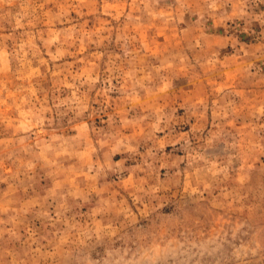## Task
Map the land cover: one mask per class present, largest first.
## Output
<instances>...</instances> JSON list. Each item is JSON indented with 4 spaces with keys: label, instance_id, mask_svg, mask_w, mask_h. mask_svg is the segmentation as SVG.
I'll return each instance as SVG.
<instances>
[{
    "label": "clouds",
    "instance_id": "9594fccd",
    "mask_svg": "<svg viewBox=\"0 0 264 264\" xmlns=\"http://www.w3.org/2000/svg\"><path fill=\"white\" fill-rule=\"evenodd\" d=\"M48 2L59 11L41 13L45 4L36 0H24L15 11L13 0H0V123L12 128L0 139V185H7L0 188V211L9 214L0 223L12 228L0 234L10 233L5 244L19 240L24 221L18 218L27 213L41 222L39 229L25 226L23 258L15 246L0 245V264H66L73 254L75 264H168L197 246L187 235L198 219L160 212L174 199L199 205L211 217L201 248L222 239L225 225L233 236L258 225L234 253L239 264H249V254L264 250V186L254 188L252 171L235 162L255 161L264 144L234 129L246 115L264 116V97L248 101L225 82L240 97L225 102L216 73L236 68L264 83V10H257L264 0ZM72 10L79 14L75 22ZM55 22L70 26L53 31ZM38 24L48 26V39ZM221 26L224 35L217 32ZM149 30L151 48L141 40ZM160 35L162 44L156 42ZM37 39L45 49L55 43L48 55L62 61L43 73L40 66L49 61ZM46 77L47 89L35 79ZM178 80L184 81L179 87ZM185 125L188 131L178 130ZM215 145L224 150L221 158L209 156ZM117 153L121 159L114 161ZM37 177L50 178V185L39 186ZM141 220L149 221L146 228L138 227Z\"/></svg>",
    "mask_w": 264,
    "mask_h": 264
},
{
    "label": "rangeland",
    "instance_id": "374dc122",
    "mask_svg": "<svg viewBox=\"0 0 264 264\" xmlns=\"http://www.w3.org/2000/svg\"><path fill=\"white\" fill-rule=\"evenodd\" d=\"M24 2V0H13L14 3V10L19 11V4ZM37 3H44L45 7L43 9H38L39 12H46L48 10H51L53 13L58 12L59 8L55 6L53 2L45 3V0H36ZM58 2H63V0H58ZM109 3H119L121 0H108ZM171 2V0H169ZM257 10H264V4H259ZM82 11L87 12V9H82ZM113 12H115V9H112ZM127 11V9H125ZM69 17L72 18L73 22H75L76 18L78 17V13L75 10H72L68 13ZM188 14H185V19H187ZM88 27L91 28L93 24L95 23V18L93 14L88 15ZM101 18L107 19L109 21H112L111 16L105 15L103 12H101ZM195 18V17H194ZM63 19V18H62ZM84 18L81 17V20ZM124 18L121 17V20ZM113 24H115V21H112ZM208 23L210 24L211 21L209 20ZM231 24V22H230ZM242 24V22H241ZM70 25L67 24H61L60 22H55L52 26V30H59L61 28L68 27ZM46 24H38L37 29H40L42 31V35L44 39L49 38V34L47 31H43L44 29H47ZM181 27H186V25L181 24ZM254 27L256 28V31L259 32L260 28L258 26V22L254 24ZM4 29L6 32L12 30V25L5 23ZM235 30V25L231 24L229 31L232 32ZM24 29H16V32H22ZM33 31H36L34 29ZM219 35H224V29L223 27H219L217 30ZM152 35V30H149L147 36L142 35L141 40L147 44L148 47H152V44L148 42V37ZM237 37L240 38L241 34L237 33ZM165 40V36L160 35L156 37V42L158 44H162ZM36 44L38 47L41 48V53L43 55V58L45 60H48L49 63L47 66H40V71L43 73L46 71V69H53L54 63H61L62 61H56L51 62L50 57L48 55V52L51 51L52 53H55L57 45L54 43L51 45L50 48L45 49L43 46V41L40 39H37ZM255 42V41H253ZM9 47L11 48L12 42L9 41ZM139 43V42H138ZM105 46L109 49H115L116 45L115 43L108 44L105 42ZM231 46L229 45L228 48ZM92 50H95L94 48ZM67 61H71V57H65L64 58ZM257 65L261 64L260 60L255 61ZM38 65V61L33 62V67H36ZM18 66L17 62H14L10 58V67L15 70V68ZM251 71V70H250ZM217 80H216V86L218 89L225 88V82H228L233 88H235L237 91L242 92L243 96L248 101H259L262 97H264V83H260L258 79H253L252 77H249L247 75H241L239 73V70L236 68H233L231 71H226L222 77H220L219 73H216ZM40 80V86L47 89L51 86V79L50 78H35ZM184 81L178 80L177 87L180 86ZM14 83H19V81H14ZM40 94L39 92L37 93ZM6 95V94H5ZM225 102L231 100L232 102L238 103L240 102V97H235L232 93L228 91L227 88H225V91L222 93ZM11 113V109L9 110ZM247 109H245V113H247ZM185 114L184 108H178L177 109V115L183 116ZM13 115H18V113H14ZM258 116V114H257ZM257 116H251L246 115L243 119H241L240 123L236 124V129H234V132L236 130H241L243 135H245V139H252L257 143L264 144V116H260L257 118ZM107 119V117H105ZM97 123L99 124V120H97ZM246 125H250V127H243ZM178 130L182 131H188L189 126L185 125L182 129H179V126H177ZM12 131L11 127L5 126L4 124L0 123V139H5L10 136ZM158 135L163 136V133H158ZM172 146L167 145L165 147V152H171ZM223 149L219 145H215L212 149L209 150V156L213 159L215 158H221ZM120 153H117L113 156L114 161H119L121 159ZM177 155H183L182 152H178ZM264 161V155H260L255 161L245 160L241 159L239 162L236 161L235 164L240 167H243L247 165V167L252 171L251 173V183L254 188H258L260 186H264V168L261 166V162ZM243 178V177H242ZM38 179V185L44 186V185H50V178H40ZM38 185H33L34 188H36L37 192H40V194H43V191L41 187ZM0 188H3L5 191L7 190V185L2 184L0 185ZM29 194L32 195L31 189H29ZM3 193L0 192V196H2ZM162 215H171V216H180L183 218L184 215H188L191 218L198 219L199 223L194 224L192 227V232L187 235V238L189 240L195 239L196 240V247L189 246L188 251L182 255L178 256L176 258H170L168 261V264H239L238 259L234 255L235 250L240 247L241 244L247 243L251 239L252 233L256 230V227L258 225H253L250 229H242L240 232L236 233L235 236L232 234L231 225H225V229L227 234L223 236L222 239H217L214 242L209 243L206 248L199 247L200 242L202 240H207L208 234L210 230L213 227V222L211 217H208L201 209V206L195 205L191 203L190 201L186 200H180V199H174L172 202H170L168 205H166L165 208L160 210ZM18 219H22L24 221L23 224L18 225V232L20 235L19 240H12L11 243L5 244V241L9 240L10 233L7 231H4L2 234H0V245H4L6 247H13L15 246L16 251L19 253V256L21 258L24 257V253L28 251V246L26 244H23L22 241L27 240V232L25 231V226L28 228L33 229H39L41 227L40 219L34 217L31 213L24 214L23 216L19 217ZM9 220V214L4 213L0 211V221H6ZM149 221L147 220H141L138 227H144L146 228L148 226ZM218 223V221H217ZM4 228H12V223L3 224L0 223V229ZM197 232H203V236L196 235ZM183 238V237H182ZM32 247H36V245H32ZM41 251H44V249H41ZM97 251H102V249H97ZM96 255V251L93 252V256ZM11 257H9L10 259ZM249 261V264H264V250L258 251L256 255L249 254L248 257H246ZM76 255L73 254L72 257H69L66 264H75Z\"/></svg>",
    "mask_w": 264,
    "mask_h": 264
}]
</instances>
